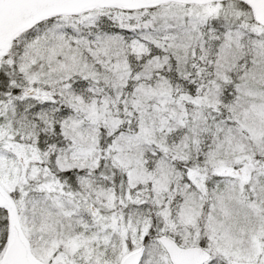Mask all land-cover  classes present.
I'll return each instance as SVG.
<instances>
[{
  "label": "snow or ice",
  "instance_id": "obj_1",
  "mask_svg": "<svg viewBox=\"0 0 264 264\" xmlns=\"http://www.w3.org/2000/svg\"><path fill=\"white\" fill-rule=\"evenodd\" d=\"M0 264H264V0H0Z\"/></svg>",
  "mask_w": 264,
  "mask_h": 264
}]
</instances>
